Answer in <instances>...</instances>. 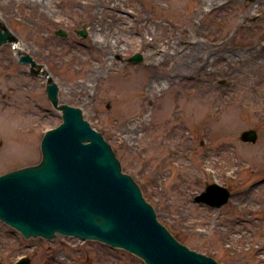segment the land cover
<instances>
[{
    "label": "rangeland",
    "instance_id": "obj_1",
    "mask_svg": "<svg viewBox=\"0 0 264 264\" xmlns=\"http://www.w3.org/2000/svg\"><path fill=\"white\" fill-rule=\"evenodd\" d=\"M117 1L110 12L105 0H0V21L18 43L0 45V175L39 164L43 137L63 122L47 79L20 63L21 44L59 85L60 103L80 108L111 145L178 241L221 264H264V0H223L216 9H203L204 0ZM104 24L120 41L107 60L92 44ZM146 27L156 32L150 41L164 35L167 44L147 45ZM136 54L142 62L129 61ZM93 63L102 71L91 80ZM253 128L257 143L243 142ZM215 182L231 190L229 203H196ZM23 256L31 264H146L99 241L26 239L0 221L1 262Z\"/></svg>",
    "mask_w": 264,
    "mask_h": 264
},
{
    "label": "water",
    "instance_id": "obj_2",
    "mask_svg": "<svg viewBox=\"0 0 264 264\" xmlns=\"http://www.w3.org/2000/svg\"><path fill=\"white\" fill-rule=\"evenodd\" d=\"M57 34L67 36L64 30ZM79 34L86 37V29ZM15 41L0 21V45ZM143 59L136 54L129 61ZM20 63L47 78L48 97L63 113V123L43 137L39 164L0 176V220L26 239L53 240L62 234L100 241L133 253L146 264H220L180 243L159 222L154 207L135 180L123 173L103 135L84 119L80 108L60 103V87L44 66L24 52ZM240 139L255 144L258 131L246 130ZM231 196L227 187L212 183L194 201L221 209ZM16 264H31V259L24 257Z\"/></svg>",
    "mask_w": 264,
    "mask_h": 264
},
{
    "label": "bare ground",
    "instance_id": "obj_3",
    "mask_svg": "<svg viewBox=\"0 0 264 264\" xmlns=\"http://www.w3.org/2000/svg\"><path fill=\"white\" fill-rule=\"evenodd\" d=\"M106 1V4L105 5V8L107 10H109L110 12H113V11H117L118 7L120 6V3L117 1V0H105ZM204 3V8L206 7H210L211 9L212 8H220L222 7L224 4H223V0H204L203 1ZM201 13V11H200ZM199 14V11L198 13ZM116 16V20L115 21H118L120 20L122 14H115ZM141 23L143 26H148V20L147 18H143L141 19ZM108 24H104L102 25L100 28H97L96 31H95V34H94V39L92 41V44H93V47L97 50V52L100 54V51L102 53H104V56L102 58V60H107V55H109L110 52H118L119 51V48H120V41L119 40H116L115 43L111 42V33L112 31L110 32L108 30ZM161 27H163L164 29L167 28V25H165L164 23L160 24ZM175 27V26H174ZM177 27V26H176ZM156 32L151 29L150 27H146V30L144 31L143 34H140L141 37L144 38L145 40V43L147 45H150V46H154V47H157L159 44H167V39L166 37L163 35L162 38L160 37H157L155 40L153 41H150L147 37V34H152L154 35ZM16 44H18L16 42ZM21 53H23V47L21 46V44L18 45V56L21 55ZM169 53V51L166 49V50H161L159 52V58L161 61H165V56ZM101 55V54H100ZM102 66H105V63L102 61L100 62ZM101 65H95L94 63L91 65L90 67V70H89V79H93L96 75H98L101 71H102V67ZM151 68H154V66H151ZM177 77V74L173 75V78H176ZM88 81V80H87ZM87 81H84V82H81L80 83V89H84L86 88V84H87Z\"/></svg>",
    "mask_w": 264,
    "mask_h": 264
}]
</instances>
